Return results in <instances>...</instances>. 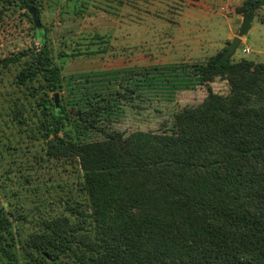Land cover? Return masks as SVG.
Returning <instances> with one entry per match:
<instances>
[{
  "label": "trees",
  "instance_id": "16d2710c",
  "mask_svg": "<svg viewBox=\"0 0 264 264\" xmlns=\"http://www.w3.org/2000/svg\"><path fill=\"white\" fill-rule=\"evenodd\" d=\"M263 5L244 0L235 12L253 22ZM31 6L40 12L38 0H0V20L14 7L32 17ZM35 28L40 45L0 62L27 57L14 82L33 83V133L48 156L78 164L82 196L43 218L15 259L14 222L0 207V264H264V62L218 61L226 45L190 64L207 95L180 108L173 129L108 131L99 121L109 103L57 106L64 76L48 33ZM218 77L227 91L213 88ZM90 128L104 137L76 135Z\"/></svg>",
  "mask_w": 264,
  "mask_h": 264
},
{
  "label": "rangeland",
  "instance_id": "374dc122",
  "mask_svg": "<svg viewBox=\"0 0 264 264\" xmlns=\"http://www.w3.org/2000/svg\"><path fill=\"white\" fill-rule=\"evenodd\" d=\"M38 1L41 28L64 76L58 103L68 109L111 104L99 121L108 131L173 129L176 112L207 95L206 86L190 75V64L208 61L227 45L228 21L235 35L243 22L235 7L244 0ZM26 11L14 7L0 20V60L40 45ZM244 38L234 58L264 62V5ZM26 58L8 67L0 62V207L14 222L8 234L17 242L12 259L21 256L20 240L43 218L68 212L69 200L82 196L78 164L48 156L46 140L33 133L28 117L34 113L33 83L14 82ZM227 85L220 77L212 83L218 92ZM51 96L54 100V92ZM76 133L88 140L104 137L94 128Z\"/></svg>",
  "mask_w": 264,
  "mask_h": 264
},
{
  "label": "water",
  "instance_id": "95a60500",
  "mask_svg": "<svg viewBox=\"0 0 264 264\" xmlns=\"http://www.w3.org/2000/svg\"><path fill=\"white\" fill-rule=\"evenodd\" d=\"M29 11L31 12L33 21L38 29L42 27L41 19H40V13L38 9L35 6L29 7ZM252 26V22L244 19L242 22L241 27L239 28L238 33L230 40V42L227 44V49L225 52L218 58V61H229L237 52L238 48L240 47L242 43L243 37L248 33L249 29ZM58 92L55 93V102L57 106L58 103ZM55 138H58V135H55Z\"/></svg>",
  "mask_w": 264,
  "mask_h": 264
},
{
  "label": "crops",
  "instance_id": "0c3cea01",
  "mask_svg": "<svg viewBox=\"0 0 264 264\" xmlns=\"http://www.w3.org/2000/svg\"><path fill=\"white\" fill-rule=\"evenodd\" d=\"M215 1V0H214ZM211 3V2H210ZM202 13L204 14L205 12L204 11H202ZM201 14V13H200ZM200 14H198V15H200ZM201 16V15H200ZM222 17V16H221ZM226 18H228V17H226ZM237 18L239 19L240 18V20H239V24H240V22H242V20H244V18H241L239 15H237ZM213 19V18H212ZM214 19H215V17H214ZM223 19H225V18H223ZM228 26H229V33H228V35L226 36V42L228 41V40H231L234 36H235V33L233 32V27H232V25L229 23V21H228ZM240 26V25H239ZM245 40V38L243 37V39H242V42ZM217 46V45H216ZM223 48V47H222Z\"/></svg>",
  "mask_w": 264,
  "mask_h": 264
},
{
  "label": "built area",
  "instance_id": "2783aa9c",
  "mask_svg": "<svg viewBox=\"0 0 264 264\" xmlns=\"http://www.w3.org/2000/svg\"><path fill=\"white\" fill-rule=\"evenodd\" d=\"M243 51H244V52H250L251 49H250L249 47H245V48L243 49Z\"/></svg>",
  "mask_w": 264,
  "mask_h": 264
}]
</instances>
